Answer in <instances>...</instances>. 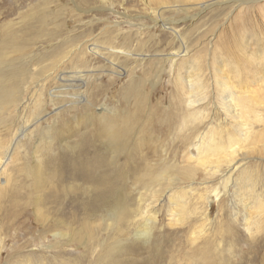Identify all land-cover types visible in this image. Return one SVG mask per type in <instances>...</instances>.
<instances>
[{
  "label": "rangeland",
  "instance_id": "374dc122",
  "mask_svg": "<svg viewBox=\"0 0 264 264\" xmlns=\"http://www.w3.org/2000/svg\"><path fill=\"white\" fill-rule=\"evenodd\" d=\"M232 1L0 0L1 67H15L18 75L23 76L17 84L16 105L0 106V264H97V259L104 256L102 249L112 248L119 240L113 232L103 228V218L95 216L90 221L76 210L71 190L67 199L72 205L65 215L60 181H47L51 178L49 161L56 160L63 142L73 144L78 133L92 134V128L87 125L80 127L78 132L76 118L87 123L90 114L93 117L89 120L95 124L100 116L107 118V113L100 111L104 107L119 115L130 113L128 116H134H131L134 127L141 129L135 130L137 137L131 148L118 157V166L125 167L128 172L133 159V165L140 173L144 167L139 159L144 157L149 164L161 162V169L167 168L165 183L159 189V202L147 201L149 210L158 211V223L152 236L168 235L177 249H164L163 243L162 254L166 256L163 264H199L201 254L215 253L216 245L212 250H199L201 244L190 245L186 238H181V233L189 223L196 224L193 229L197 230V235L205 234L200 240L205 238L208 244L209 241H220L221 228L227 217H239L243 211L240 202L247 198L249 188L240 195L235 193L238 187L241 190L242 184L250 185L246 178L253 180L255 176L259 177V186L264 184V0H259L257 5H248L246 12ZM8 31H12L15 40L6 39ZM88 43L96 44L100 54L106 52L105 57L85 53L81 58L73 56L62 61V55L57 53L71 50L75 54L76 49H84ZM7 46L13 49L8 50ZM183 47L191 51L208 88L213 81L223 79V83L226 81L227 87L237 93L243 92L245 87L242 90L241 86L246 82V94L251 96L252 90L257 91L251 96L253 102L249 100L246 104L249 107L258 104L254 107L261 123L255 122L251 115L246 116V119H252L250 127L254 130L251 138L242 145L243 154L235 157L233 168L222 162L216 165L218 156L214 155L218 152L201 154L196 149L205 137L203 148L219 143L225 138L224 133L231 132L242 120L232 118L221 107V99L218 94H212V88L211 106L200 107L199 122L186 125V128L179 124L166 132L161 125V118L171 114V98L175 94L176 70L171 67L169 57H175ZM54 54L58 66L55 75L50 71L53 64L47 61ZM47 64L48 70L43 73ZM191 65L185 64L186 67ZM77 72L102 74V77L99 81L86 80L87 87L74 90L70 87L73 79L69 75ZM182 72L185 77L186 72ZM132 80L140 83L138 94L126 91ZM97 84L102 93L92 101L87 112L81 105H72L78 103L79 98L74 100L69 98L70 95H83L89 99L91 86L93 89ZM140 104L141 114L135 112V107ZM72 115L76 116L73 121ZM38 119L42 120L36 122ZM22 129L21 140H17L10 156L4 159L5 150ZM184 129L194 136L191 140L193 148L183 146L186 138L179 132ZM66 136L69 138L65 141ZM93 139L91 145L100 149L103 140L95 136ZM245 152L247 155L243 158ZM187 158L188 165L183 163ZM247 167V172L241 174ZM25 172L30 175L27 177ZM36 174L42 181L39 185L34 183ZM171 180H175L174 186H169ZM68 187L75 188L69 184ZM169 190H172L170 194ZM171 200L186 207L184 214L171 206ZM169 210L178 213L171 222ZM72 217L86 219L91 227L89 234L76 236L77 225ZM179 219L183 220V225ZM64 222L70 238L60 236L64 233ZM200 225L201 229L198 228ZM237 228L241 229L240 225ZM124 229H128L127 226ZM127 232L126 246L122 247L134 245L138 247V253L127 255L124 248H118L120 250L114 251L116 264L145 262L148 254L153 255L159 249L157 243L150 250L148 244L135 240L134 232ZM170 233H177V237ZM263 235L264 228L255 235L256 240ZM219 246L221 252L222 247L227 248L224 244Z\"/></svg>",
  "mask_w": 264,
  "mask_h": 264
},
{
  "label": "bare ground",
  "instance_id": "6f19581e",
  "mask_svg": "<svg viewBox=\"0 0 264 264\" xmlns=\"http://www.w3.org/2000/svg\"><path fill=\"white\" fill-rule=\"evenodd\" d=\"M232 2L237 5V8H241L244 10V12H246L249 11L248 5H257L259 0H233ZM6 35L7 40H15V38L12 36V31H8ZM96 46V44L88 43L84 47V49H76L75 54L71 52V50L66 53L65 51L60 50L57 53L62 55V61L65 60L67 57L73 56L76 59L81 58L85 53L90 54L92 56L105 57L106 52L100 54V51H98ZM7 48L8 50L13 49L8 46ZM245 48L246 47L243 48V51L245 50ZM189 51L186 47H183L180 53L177 54L175 57H169V59H171L172 61L171 67H174L176 70L173 88L175 94L173 93L174 96H172L171 98V114L168 113V115L161 118V125L164 126V132H166L179 124L185 125L186 128L190 124L193 125L194 122H199L201 118L200 116H202L199 112L201 109L200 107H204L205 105L211 106L210 95L212 88V94H218L219 98L221 99V107H224L226 111H228V113L232 115V118L239 117L240 120H242L237 126H235V128L232 127L233 129L231 130V132H225V138H222L219 143L214 145L207 144L203 148V145L205 144V137L202 139V141H199L200 146H196V149H198L201 154H212L218 152L216 153V155H214V157H221H219V159L217 157V160L215 161L216 165H219V163L222 162L225 164H229V166L233 168L235 161L234 159H236L235 157L242 153V145L246 143L249 138H251L250 136L252 130H254L252 129L253 127H250V122H252V119H246V116L251 115L254 117L255 122L261 123V119L258 118V111L255 108L258 104L255 103V107L247 106L249 100H252L251 96L255 95L257 91L252 90L251 96L250 94H246L248 91V82H246V85L241 86V88L245 87L244 90L242 88L243 92L237 93V91H234V89H230L229 87H227L226 81L225 83H223V79H214L215 81H213L212 86L208 88V84L204 81V78L200 76L201 71L198 69L196 60L194 61V59H192L193 55L191 56V51ZM47 61L53 64L54 67H52L50 71L53 75H55V72L58 71V66H56V55H51L47 59ZM185 64L192 65L190 67H186ZM1 65L2 63H0V106L9 105L12 103L16 105V92L18 90L17 84L20 82L19 78L23 76L18 75L17 69L15 67L7 65V67H1ZM110 65L112 66V68H114L113 63H110ZM47 68L48 64L46 67H43V73L48 70ZM182 71L186 72L185 77H183ZM111 74L115 73L111 72ZM37 77H40V75L38 74ZM69 77L73 79V81L70 83L72 85L70 86L71 89L79 90L82 87H87V85L85 84L86 80L93 79L94 81H99L100 77H102V74L77 72L73 73L72 75L70 74ZM59 79L61 80V77ZM206 81L209 82L210 80ZM78 83L81 86L78 85ZM100 88V85L95 86L93 89L91 86V92L89 93L91 97H89V99L87 97L85 99L83 95H70L69 98L71 99L75 100L76 98H79V102L72 105H81L82 109L87 112L92 107V101L96 99L100 93H102ZM139 88L140 83L132 80L131 82H129L126 91L130 90L135 94H138ZM244 94H246L245 97L242 96ZM224 97H226V99H223ZM218 107H220V105ZM100 111H102L103 113H107V118L100 116L98 120H96L97 122L95 124L89 120L91 117H93L90 114H88L86 118L88 124L76 118L75 115L71 116V121L75 120V118L77 119L76 121L78 123L75 127L77 128L78 132L80 131V127H84L87 125L86 127L90 126L92 128V134L82 135L78 133V135L74 137L76 139H73V144L63 142L62 150L57 155V157H55L56 160L52 162L49 161V163L51 164V178L47 179V181L49 182V180L52 179H57V181H60L58 183H60L63 188V210L65 215H67L66 211L72 205V201L67 199L68 192L71 190V198L75 197L74 202L75 204H77L76 210H79L80 212H82L83 215H86V217L89 218L90 221L94 220L95 216L100 219L103 218V228L107 231L113 232L114 235L119 238V240L116 241V244L112 248L102 249L101 254L103 253L104 256L99 257L97 259V264H116L114 251L118 248H124L125 253L127 255L138 253V247L134 245H129V247H122L124 245L126 246L127 237L129 236L127 234V230H131L132 232H134L133 237L136 241H143V245L148 244V248L150 250L154 248L157 243L159 244V249L155 248L156 250L154 251L153 255L148 254L150 256L149 258H146L144 260L145 262L139 261L136 264H163L166 258V256L162 254L163 243H165L164 249H174V251H177V249H175V246L169 241L168 235L156 234L155 236H152V233L158 223V211L155 210V212H153L149 210V206H147V201L152 200L156 201L157 203L159 202V198H161V196L159 195V189L162 187V184L165 183L164 176L167 174V168L161 169V162H154L153 164H149V161H146L144 157H141L139 159L141 162H143L142 165L144 167L140 173L137 171V168L133 165V159H131L132 164L128 172H126L125 167L118 166V157L121 155H125L124 152L128 149V147L131 148V143L135 142V139L137 137V131L135 130L141 131V129L134 127V121L131 118V116L133 118L134 116H128L130 113H122V115H119L117 112H112L106 109L105 107L101 108ZM141 111V104L135 107V112L141 114ZM242 115L244 116V118H241ZM41 120L42 119H38L36 122H40ZM23 132L24 131L22 129L21 133L19 134V136L16 137L15 141H12L13 143L11 142L10 145L7 147L4 153V159L10 156L11 152L13 151V146L15 145L17 140H21L20 137L22 136ZM187 132V129H184L183 131L181 130V132H179V134L181 133L186 138L183 140V146L187 147V149L193 148L191 140L194 136L191 132ZM76 133L77 132H75L74 135ZM207 134H209V132ZM69 136H72V134L69 133ZM69 136H66L65 141L67 138H69ZM93 136L97 137L100 140H103L101 141L100 149H97L91 145V142H94ZM211 137L212 136H210V140ZM90 148H93L92 152L89 151ZM256 151L260 152L261 150L256 149ZM189 152L190 151L187 150V153ZM246 155L247 154L245 152L242 157L244 158L246 157ZM127 159H130V157L127 156ZM188 160L189 158H187L186 161L184 160L183 163L187 164ZM206 160L207 159H205V161ZM160 169L161 171L159 173ZM247 169L248 167L245 168V170H243L241 174L247 172ZM25 175L28 177L30 173L28 175V173L25 172ZM34 176L35 185L41 184L42 181L39 174H36ZM258 178L259 177L256 176L253 180H250V178H246V181L250 182V185L246 184L245 186L242 184V189L240 190L238 187L239 190H236L235 193L239 192V194L241 195L242 191L244 193V191L249 188L248 190H246L248 192V195L246 194L248 199L246 198L243 202H240L243 207V211L239 217L229 216L224 221V227L221 228L222 230L220 234V241H209L208 244L205 238L203 240H200V237L205 234L197 235V230H194L196 224L189 223L186 226V230L183 232L181 231V238H186L190 245H195L197 243L201 244L199 250L206 248H210V250H212L213 247L216 245V249L214 251L215 253L213 255L209 253L205 255L201 254V261L199 264H234V262H236V264H264V235L259 240H256L255 238V235L260 233L261 229L264 228V184L259 186L257 184V180H259ZM174 182L175 180H171V184L169 186H174ZM238 182L239 181H237L236 184ZM68 184L70 186L73 185L75 188L73 189L71 187H68ZM235 186L237 187V185ZM256 186L259 187V191H257ZM171 191L172 190H169L168 194H170ZM13 204L17 203L13 202ZM170 204L172 207H174V209H180L182 213L185 211L186 207H184L183 205L178 206L177 202L173 200L170 201ZM169 212V221L171 222L172 218L178 216V213H175V211L173 212V210H169ZM72 218L74 224L77 225L76 236H79V233L89 234L91 227L87 222H85L86 219L81 220L75 217ZM182 221V219H179V222H181L183 225L184 222ZM239 225L246 234H242L240 231L241 229L238 230L237 227ZM125 226H127L128 229H124ZM64 227V233L60 236L70 238L65 222ZM198 228L201 229L202 225L198 226ZM176 234L170 233L169 235L177 237ZM219 244H222V246L223 244L227 246V248L222 247V252L226 253L227 255H221L222 252L219 248Z\"/></svg>",
  "mask_w": 264,
  "mask_h": 264
}]
</instances>
